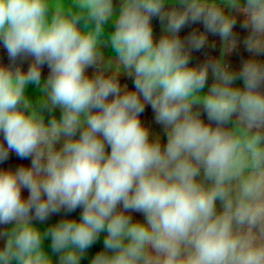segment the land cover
I'll use <instances>...</instances> for the list:
<instances>
[{
	"label": "clouds",
	"instance_id": "1",
	"mask_svg": "<svg viewBox=\"0 0 264 264\" xmlns=\"http://www.w3.org/2000/svg\"><path fill=\"white\" fill-rule=\"evenodd\" d=\"M118 2L0 0L11 61L0 63V163L30 159L0 169V225H11L0 264H54L49 237L58 264H80L102 233L91 264H264V0ZM241 14L253 55L233 70L223 56L238 46ZM196 23L205 31L182 39ZM209 33L221 57L192 65ZM146 105L166 143L142 123ZM78 208L43 232L33 223Z\"/></svg>",
	"mask_w": 264,
	"mask_h": 264
},
{
	"label": "rangeland",
	"instance_id": "2",
	"mask_svg": "<svg viewBox=\"0 0 264 264\" xmlns=\"http://www.w3.org/2000/svg\"><path fill=\"white\" fill-rule=\"evenodd\" d=\"M116 7L118 9L119 7V2L118 0H116ZM243 20V16L238 15L237 16V23L234 27V32L237 35V40H238V46L237 48L231 52V53H227L224 54L223 59L224 62L229 64L230 67L233 70H238L239 67L241 66L242 62L244 60L249 59L253 54L249 53L244 44H243V40L245 39V37L248 34V30L244 29L241 27V23ZM152 25H153V32H154V36L156 37V39H158L160 37V35L162 34V30H163V24L162 22L159 20V18L154 17L152 19ZM112 30V26L110 25H106V32H111ZM197 30V31H201L204 32L205 29L203 27L202 24L200 23H196V24H189L187 26H185L184 28H182L181 32L179 33L180 37L183 39L185 37H187L192 31ZM207 40H208V44L201 49L200 51H193L192 52V59H191V64L192 65H199L201 63H203L206 59L208 58H220L221 54H222V48H223V44H222V40L221 37L219 35H212V34H207ZM214 45V47H213ZM110 47H106L105 48V55L106 57L110 55ZM257 59L261 60L262 62H264V55H260L257 56ZM31 62V59H27V60H21L18 59L17 60V65L21 66L23 70H27V68L29 67V64ZM0 63H3L4 65H9L11 63L8 53L6 51V49L0 45ZM88 74L91 75L94 72L93 68H89L87 70ZM49 74V69L47 67V65L42 67V80L45 79ZM212 77L211 75L209 76V80H208V85L210 86V84L212 83ZM120 83L121 85L127 84L128 88L130 90H134V84H133V80L132 78H129L126 75H121L119 77ZM236 84L238 86H242V82L241 81H236ZM206 91V89H205ZM26 94L29 96V98L35 103L37 97L40 95V89L39 87H37L36 85H28L27 89H26ZM55 116L57 118L60 117V111L57 109L55 111ZM45 115V121L47 122L50 118L51 115L45 111L44 112ZM202 118L205 120V122H207V117L206 114H204L202 112ZM142 123L149 128L150 132H151V138H155L156 136H159L161 139L162 144L166 143V134L163 130V126L156 123L155 121V114L153 113L152 109L150 106H145V111L141 114L140 117ZM2 134H0V140H2ZM110 151V149H109ZM13 152H10V154ZM9 154V159L11 158ZM7 160L8 163L13 162L10 160ZM19 162H30V160H24V161H19ZM218 207H219V203H218ZM81 209H77L74 212L71 213H66L63 210L58 213V214H53L52 216L54 218H75V219H79L80 215H81ZM131 215L133 216L134 220H139V221H143L144 217L141 213H136L133 212L131 213ZM51 217V216H50ZM35 224V223H34ZM36 227H38L40 229L41 232L45 231L48 227V225H43V224H35ZM11 225H0V231H3L7 228H10ZM105 233H102L100 236V239L90 248L86 251V254L84 255V257L82 258L80 264H91V260L92 258L95 256V254L99 251L103 250V239H104ZM43 247L44 250L52 257L54 264H58V254L53 253L52 249H51V240L50 237L46 238L43 242Z\"/></svg>",
	"mask_w": 264,
	"mask_h": 264
},
{
	"label": "crops",
	"instance_id": "3",
	"mask_svg": "<svg viewBox=\"0 0 264 264\" xmlns=\"http://www.w3.org/2000/svg\"><path fill=\"white\" fill-rule=\"evenodd\" d=\"M10 156H11V158L9 160L13 161V162L8 163L6 160L3 163H0V169L15 170L17 167H20V166H30V162H26V163L19 162V161H24L25 159L19 158L18 156H16L15 153H11ZM26 160H30V159H26ZM22 194L26 198L28 196V190L24 189ZM53 216L49 217V219L44 221V222L34 221L33 223L52 226L60 220V218L56 219ZM4 243H5V241L3 239H0V248H2L4 246Z\"/></svg>",
	"mask_w": 264,
	"mask_h": 264
}]
</instances>
